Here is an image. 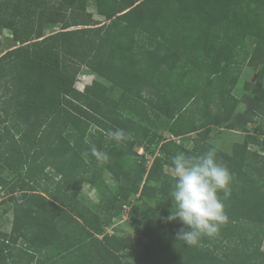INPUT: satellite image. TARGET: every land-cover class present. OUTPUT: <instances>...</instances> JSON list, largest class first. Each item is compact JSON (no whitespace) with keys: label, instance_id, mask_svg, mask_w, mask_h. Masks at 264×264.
I'll return each instance as SVG.
<instances>
[{"label":"trees","instance_id":"16d2710c","mask_svg":"<svg viewBox=\"0 0 264 264\" xmlns=\"http://www.w3.org/2000/svg\"><path fill=\"white\" fill-rule=\"evenodd\" d=\"M95 2L104 22L88 11V0H0V32L10 29L19 42L0 56V172L22 178L35 170L34 159L48 156L60 177L54 193L11 186L21 195L10 198V230L0 228V264H123L121 250L133 264H264V153L251 148L264 150V116L256 121L264 115V0ZM55 24L60 29L45 35V27ZM247 36L255 38L253 55L263 67L241 110L233 92L239 75L230 77L228 65ZM83 66L119 88L120 97L101 85L78 89ZM145 91L154 92L149 102L156 117L170 120L175 138L161 143L166 157L214 148L233 177L231 195L220 193L227 221L217 236L202 237L196 246L177 239L179 221L163 219L170 214L173 184L163 171L152 177L167 200L157 201L159 219L141 236L134 230L100 239V226L77 215L88 211L79 200L83 185L99 186L104 169L125 184L105 192L117 208L124 189L137 190L148 171L144 150L161 136L121 112ZM223 124L245 132L231 152L199 140L193 150L183 148L181 135ZM116 130L124 133L119 142L109 137ZM94 167L100 172L89 175Z\"/></svg>","mask_w":264,"mask_h":264},{"label":"rangeland","instance_id":"374dc122","mask_svg":"<svg viewBox=\"0 0 264 264\" xmlns=\"http://www.w3.org/2000/svg\"><path fill=\"white\" fill-rule=\"evenodd\" d=\"M88 11L92 13L97 22L105 21V17L97 12L95 0H88ZM60 27V24L47 25L44 29V34L48 35L58 31ZM254 43L255 38L247 36L245 39V47L238 48L234 51L233 54L235 57L228 65L230 77L239 75V80L233 92L242 101L239 107L241 110H246V107L249 106L246 94L255 91L254 82L257 80V72L258 69L263 67L261 57L257 54L253 55V53H256ZM18 45L19 42L14 39L10 29L4 28L0 32V56ZM252 55L255 65L250 64ZM262 82L264 83V78ZM75 84L79 87L84 84L85 86L92 85L98 88L100 87L98 85H101L107 88V93L113 98L117 99L121 95L119 88L112 87L110 82L98 76L86 66L80 69ZM153 93V91H145L144 98L136 99L133 107H124L121 110L125 116L141 121L153 131H157L161 136L152 146L144 150L142 157V160L147 165V170H152V173L148 174V171H146L137 190L124 189L119 195L121 207L118 208L114 204L109 203L105 192H115L119 186H125V184L122 180L115 179L106 169L101 172L102 183L99 186L93 187L85 183L80 191L79 200L88 208V211L82 212L79 210L77 215L81 220L90 218L95 224L100 226L102 230V233L98 234L100 239L104 235L128 237L131 233H134V230L138 236H141L143 231H148L153 228L159 219L160 208L156 204L157 201L167 200V196L163 195L160 191V181L152 177V174L159 170L170 175L171 158L163 154L161 151V143L163 140L173 139L174 135L169 131L170 120L164 116L160 118L156 117L149 102L154 97ZM263 116H258L256 119L262 120ZM247 128L250 131H255L253 125H247ZM244 134L243 131L232 130L227 124H223L181 135L180 142L186 150H193L195 145L199 143L197 142L199 140L202 142H210L226 152H231L233 143L242 142ZM138 148H140L138 145L135 146V150H138ZM251 148L264 153V150L258 145H251ZM34 164L36 165L35 170L29 175H24L22 178H18L17 175L8 170L0 172L1 177L5 178L6 181L4 185L0 184V225L5 230L10 229L13 216V203L10 198L15 195L20 197L21 195L19 189L15 194L12 193V185L17 184L20 189L25 190H43L47 187L51 193H54L57 189V183L60 177L55 174L50 157H38L34 159ZM93 172L99 173L100 171L94 167L89 175ZM107 188L110 190H107ZM100 204H105L110 210L108 212L103 210ZM7 210L10 212V215L6 214ZM111 214L115 218L110 223H107V218ZM262 247L264 249V242ZM125 253L124 250L118 252L122 263L125 264V262H128L129 264H133L135 259ZM59 261L58 259L56 263L58 264Z\"/></svg>","mask_w":264,"mask_h":264},{"label":"clouds","instance_id":"9594fccd","mask_svg":"<svg viewBox=\"0 0 264 264\" xmlns=\"http://www.w3.org/2000/svg\"><path fill=\"white\" fill-rule=\"evenodd\" d=\"M117 142L124 138L122 130L109 133ZM93 153L96 149L92 148ZM173 181L169 199L171 208L165 221H179L182 227L177 239L196 246L202 237H215L228 217L224 198L231 195L232 174L210 149L199 156L179 152L171 157ZM220 193L224 194L221 198Z\"/></svg>","mask_w":264,"mask_h":264},{"label":"crops","instance_id":"0c3cea01","mask_svg":"<svg viewBox=\"0 0 264 264\" xmlns=\"http://www.w3.org/2000/svg\"><path fill=\"white\" fill-rule=\"evenodd\" d=\"M259 120V121H258ZM256 121H257V124H260V122H262L260 119H256ZM249 125H251V124H249ZM233 130V129H232ZM235 131H240V130H235ZM245 133V132H244ZM245 135V134H244ZM259 137H262L261 135H259ZM6 214L7 215H10V212L7 210V212H6ZM0 228L2 229V230H4V231H9V230H5V229H3V227H1V225H0ZM10 228H11V226H10Z\"/></svg>","mask_w":264,"mask_h":264},{"label":"built area","instance_id":"2783aa9c","mask_svg":"<svg viewBox=\"0 0 264 264\" xmlns=\"http://www.w3.org/2000/svg\"><path fill=\"white\" fill-rule=\"evenodd\" d=\"M76 87L78 88V89H80V90H84V88H85V85L83 84L81 87H79V86H77L76 85ZM175 138V137H174ZM178 142H179V140H177ZM140 153H142L143 152V148H141V149H139L138 150ZM1 189V188H0Z\"/></svg>","mask_w":264,"mask_h":264}]
</instances>
